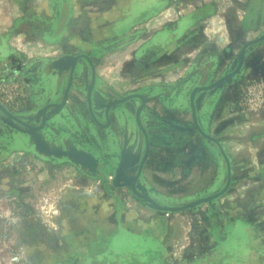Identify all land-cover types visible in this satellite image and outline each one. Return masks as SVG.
Instances as JSON below:
<instances>
[{"label": "rangeland", "instance_id": "374dc122", "mask_svg": "<svg viewBox=\"0 0 264 264\" xmlns=\"http://www.w3.org/2000/svg\"><path fill=\"white\" fill-rule=\"evenodd\" d=\"M75 59L70 110L51 108L39 135L64 151L69 137L96 166L24 145L27 129L0 109V264H264V0H0L4 111L36 126ZM93 77L103 124V106L143 96L147 147L134 113L120 129L94 123ZM193 92L200 130L230 165L208 201L227 164L194 125ZM141 162L140 194L202 202L168 212L135 196Z\"/></svg>", "mask_w": 264, "mask_h": 264}, {"label": "water", "instance_id": "95a60500", "mask_svg": "<svg viewBox=\"0 0 264 264\" xmlns=\"http://www.w3.org/2000/svg\"><path fill=\"white\" fill-rule=\"evenodd\" d=\"M262 39L263 38H259V39L255 40V41H251L250 43H248V45L257 43V42L261 41ZM244 55H245V52H244V50H242L241 53H240V56H239V64H238V66H241L243 64L244 57H245ZM76 61H77V59H75L73 61V63L71 64V66L69 67L70 72H69L68 85H67V87L65 89V92L63 93V99H62L61 103H59V104H50V105L44 107L41 110V114L38 117L36 126L35 125H31V123H25V122H22V121H20V120H18L16 118H14L12 115H10L6 111H4L1 106H0V109L6 115H8L11 118L15 119L18 123H20V125H22L24 128L27 129V133L28 134H24V133H21V132L17 133V134H19V133L20 134H24L27 137V141H26V143L24 145H26L28 143V141H30V139L28 140V137H29V138H31V141H32V144L30 143V145L34 146L39 152H41V153H43V154H45L47 156L57 155V156H60L62 158H68L69 160H71V161H73V162H75V163H77V164H79L81 166L94 168L96 166V159L92 155L86 153L85 151L79 150L78 148L72 146L71 142L69 141V137H67V138L63 137L61 139L62 140L61 142H62V144L64 146H65V144H67L69 146V151H64L62 149L58 150L56 148V146L52 147V144H50V142H48L47 139H43L39 135L40 132H42L44 129H47V125L46 124H47V121L49 120V118L51 116V112L52 111L49 112V110L51 108H52V110H54V109H59V110L62 109L63 110V109H67V108L70 110L71 106L68 107L69 106V102L68 101L70 99V91H72V86L74 85V84L72 85V83H73V76L75 74L74 73V63ZM232 75L233 74H230V75L224 77L220 82L215 83L214 85H211V86H208V87L198 88L197 90L198 91H207V90L213 89L214 87H217L221 83H223L224 81L228 80ZM93 86H94V77H93V81L91 83V87H90L88 95H87L89 113H90V116H91L92 120L94 121V123H96V125H98L99 127H104V129H109V128H112L113 126H118V128L120 129L121 126H122L121 122L123 121L125 123V121L128 119V117L129 116L132 117V113H134L133 115L135 116V118H134L135 119V123L139 127V129L142 131V133H143V135L145 137L146 147H147V138H146L147 136H146V133H145L144 129L141 126V121H140L141 120L142 109H143L144 104H145V99L143 98V96H141V95L128 96V97H125L123 99H120V100L116 101L113 104H108L106 106H103V111H102V114H101V117L103 118V120L105 122L103 124V123H101L100 121H98L96 119V115H95V113H93L92 108H91L90 93L92 91V87ZM194 92H193V94L190 97V100H191L190 104H191V109H192V116H193L194 125H195L196 129L199 131V133L204 138L211 140L212 142H214L218 146V148H219V150H220V152H221L222 156L224 157V159L226 161V164H227V181H226L225 188L222 191H220L218 194L203 200V201H208V200H211L212 198H214L216 196L222 195L226 191V189L228 188V186L230 184V165H229V161H228L227 157L224 154V151H223L221 145L215 139L209 137L208 135H206L205 133H203L200 130V127H199V125L197 123V120H196V114H195V108H194V102H193ZM134 99H140L141 100V104L136 108V111L132 112V108H128L129 110L126 108V107H128V106H126V103L129 100L134 101ZM120 106H122V109L119 111V107ZM73 113L74 112H72V114ZM76 126L78 127L77 124H76ZM61 128L63 129L62 130L63 134L68 135L70 133L71 129H69V127H66L65 125H61ZM70 128H72V126ZM113 139H114L113 137H109V138L106 139V141L108 142V146H111V147L114 146V140ZM14 141H15V138H14ZM15 143H16V141H15ZM146 154H147V148H146ZM142 166H143V162H141L140 169L138 171L136 179L131 181L130 185H131L132 192L134 193L135 196L141 198L142 200H145V201L149 202L150 204L155 206L158 210H160V211H168V212H178V211H182V210L187 209V208L194 207V206H196V205H198L199 203L202 202V200H200L198 202H194V203H191V204H188V205H185V206H182V207H176V208H168V207H162V206L157 205L154 200H152V199L140 194L135 188V182L138 179V176L140 174V170H141ZM117 180L118 179H116L115 182H117ZM125 246H127V245L123 244V245L120 246L119 249L124 248Z\"/></svg>", "mask_w": 264, "mask_h": 264}, {"label": "crops", "instance_id": "0c3cea01", "mask_svg": "<svg viewBox=\"0 0 264 264\" xmlns=\"http://www.w3.org/2000/svg\"><path fill=\"white\" fill-rule=\"evenodd\" d=\"M125 233L127 234V239H126V241H125V243L124 244H126L127 245V242H128V240L130 239V237H133L132 235H131V233H128V232H126L125 231ZM116 234V232L113 234V236H112V239H111V242L113 243V237H114V235ZM133 234H135V233H133ZM114 244V243H113ZM121 246V245H120ZM120 246H116V245H114V248L115 249H119L120 248Z\"/></svg>", "mask_w": 264, "mask_h": 264}, {"label": "bare ground", "instance_id": "6f19581e", "mask_svg": "<svg viewBox=\"0 0 264 264\" xmlns=\"http://www.w3.org/2000/svg\"><path fill=\"white\" fill-rule=\"evenodd\" d=\"M43 121V120H42Z\"/></svg>", "mask_w": 264, "mask_h": 264}]
</instances>
